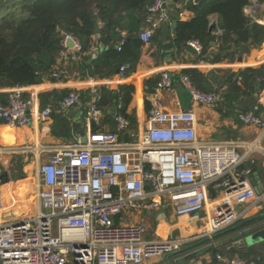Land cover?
<instances>
[{
    "label": "built area",
    "instance_id": "built-area-1",
    "mask_svg": "<svg viewBox=\"0 0 264 264\" xmlns=\"http://www.w3.org/2000/svg\"><path fill=\"white\" fill-rule=\"evenodd\" d=\"M165 3L157 0L147 9L146 26L140 34L144 44L151 43L157 30L169 22ZM252 5L255 12L259 4L253 1ZM252 18L261 23L257 16ZM69 38L80 53L79 43L71 36H66L63 46L68 48ZM188 44L198 53L202 51L197 42ZM128 69L125 64L119 70L121 80L128 77ZM51 77L60 79L61 75L53 73ZM181 84L199 106L216 109L223 100L221 94L199 91L187 75H182ZM175 86L168 74L161 76L149 99L147 125L141 134L133 133L130 121L118 113V134L90 132L86 143L79 137L67 146L41 149L50 156L38 168L37 210L19 219L0 218V264H147L166 260L181 253L192 240H211L223 234L242 220L245 211L237 214L227 207L207 221L198 238L165 241L146 239L142 224H122L126 211L155 214L169 208L178 218L198 217L207 209L212 191L223 192L229 203L239 206L264 202V192L258 194L251 183L253 171L242 167L254 154L264 155L261 115L251 110L238 116L244 125L261 130L253 142L200 140L194 112H172L163 106L162 92ZM82 101V93L71 92L60 105L66 109ZM100 102V91L92 88L87 104L90 124L100 123L104 116ZM33 103L22 88L12 89L6 102L0 99V126L32 124ZM52 112L47 107L36 117L46 122ZM121 135H129L130 141H121ZM4 209L0 195V212ZM117 215L118 225L114 223ZM215 261L245 264L221 254Z\"/></svg>",
    "mask_w": 264,
    "mask_h": 264
},
{
    "label": "crops",
    "instance_id": "crops-1",
    "mask_svg": "<svg viewBox=\"0 0 264 264\" xmlns=\"http://www.w3.org/2000/svg\"><path fill=\"white\" fill-rule=\"evenodd\" d=\"M187 4L186 1L179 5L166 4L165 9L169 15V22L157 30V40L146 44L144 48L145 55L151 58L144 59L137 66V71L127 78L121 80L118 75L104 80L91 78L80 69L82 63L80 53L74 48H65L55 69V72L61 75L60 79L46 78L41 84L22 88L26 97H30L34 102L30 111L34 116V121L24 127L12 128L4 124L0 126V177L3 179V183L0 185V195L3 198L5 208L3 212H0L1 219H19L30 216L37 210L38 168L41 164L46 163L50 156V154H42V148L67 146V144L75 143L76 139L81 137L84 132L87 134L92 132L91 124L85 117V107L89 102V93L92 88L100 91L101 88L105 87L108 90L119 91V87L123 85L133 86L135 93L127 108V115L135 120L136 126L132 127L133 133L141 134L147 125L148 109L146 102L152 95L148 93L147 81L168 74L172 75L173 81L179 85L183 71L198 70L208 78L212 87L217 91L215 94H221L223 97L228 91V87L224 84L225 76L228 73L238 74L248 69L257 70L264 67V42L257 48L253 47L249 52L237 48L235 60H225L219 63L211 61L219 51L216 44H212L207 53L206 61L201 59L202 51L198 55L188 52L186 47L189 44L179 49L174 43V29L177 25L176 27L173 25L174 23L178 24L179 21H190L195 17L193 12L184 8ZM253 8L252 5V7L249 6L245 9L247 16L252 20L253 16H257L261 22L259 24L264 26V5H258L255 12H252L251 9ZM213 22H217L215 16L211 18V23ZM145 26L146 24L143 25L141 31ZM218 33L219 30L213 34L218 35ZM122 36L125 39L128 38L127 30L122 31ZM97 55L98 52H95L92 58H96ZM238 84L242 85L239 78ZM11 90L0 89V94H9ZM65 91L88 94L83 97L82 104L70 113L62 109L60 97H51L48 99L49 103L46 108L49 107L54 111V117L46 122L38 120L37 114L44 110L41 97L56 92L64 93ZM244 92L238 103L226 104L221 102L216 109L199 106L191 102L188 110L196 115L197 134L200 140L253 142L258 139L261 130L244 125L238 116L243 110L258 111L261 107L260 115L264 121V89L255 94L248 90ZM162 103L168 111L181 112L183 110L177 87L162 92ZM105 121L104 112L103 118L97 124L99 129L101 131L111 130L112 122L107 124ZM261 144L264 147V142ZM245 163L257 165L258 171L253 172L251 183L255 188L258 187V179L255 176L258 174L262 184L260 192H264V155L254 154ZM209 197L207 209L198 217L178 218L169 208L160 210L165 213V217L161 219L157 218V212L152 214L142 210H129L122 217V224H142L146 228V239L165 241L167 239L188 240L198 238L207 226V221L221 214L230 206L237 214H242L245 211L242 220L254 219L255 222L252 225L264 219V202L255 206H239L229 203L223 192L215 193L214 191L210 192ZM185 223L187 226H184ZM241 232L240 230L231 233L223 232L217 238L208 240L204 244H197L199 239L192 240L181 253L171 255L166 260L158 259L147 262V264H216V256L222 255L223 252L226 254H223L226 258H230L227 253L235 251L237 253L232 258L239 259L242 258L241 255L252 251L259 252L261 255L264 254V239L254 244H249L245 238L230 240ZM213 247L220 251L217 255H214L211 249ZM243 260L247 264L248 259ZM257 260L260 261V259Z\"/></svg>",
    "mask_w": 264,
    "mask_h": 264
},
{
    "label": "trees",
    "instance_id": "trees-1",
    "mask_svg": "<svg viewBox=\"0 0 264 264\" xmlns=\"http://www.w3.org/2000/svg\"><path fill=\"white\" fill-rule=\"evenodd\" d=\"M157 0H0V89L26 88L43 83L51 78L62 55L66 36H71L79 43L82 63L80 69L91 78L104 80L119 74L123 65L129 66L128 76L135 73L137 66L151 57L145 55L144 44L140 40V31L145 24L147 9ZM175 5L186 0H172ZM257 1L264 5V0H198L189 2L184 8L194 13L190 21H179L174 29L175 45L186 46L197 42L202 47L201 59L207 60V53L212 44L218 45V54L212 62L233 61L237 48L249 52L264 42V26L250 19L246 8ZM217 18L218 35L209 30L212 17ZM99 29V34L95 29ZM127 30L128 38H123L122 31ZM156 32L153 42L157 40ZM98 52L96 58L92 55ZM91 61L90 63H88ZM88 63V64H87ZM193 86L199 91L217 93L208 78L201 71L185 70ZM241 78L242 85L238 84ZM157 77L146 82L148 93L153 94L160 82ZM224 84L228 87L222 103H238L248 90L252 94L264 89V67L248 69L238 74L228 73ZM177 87V86H175ZM174 87V88H175ZM245 88V89H244ZM119 91L101 88L100 109L105 112L106 123L112 122L108 114L117 96L120 115L125 116L136 126L135 120L127 115V108L135 93L131 85L119 87ZM71 92L52 93L41 97L42 108L45 109L51 97L64 100ZM88 93H83L85 97ZM9 94H0V99L7 101ZM146 108L150 110L149 101ZM251 110H243L247 113ZM261 107L257 114H261ZM92 132L101 131L98 125L91 124ZM121 141H130L128 135L120 136ZM245 169L257 172V165L244 163ZM254 219L242 220L226 233L242 231L254 224ZM224 232V233H225ZM217 235L214 238H217ZM208 239L199 240L197 244L207 243ZM214 255L220 251L211 248ZM235 251L228 252L230 258ZM226 255L224 252L222 255ZM231 254V255H230ZM248 259L247 264H264V254L252 251L241 255ZM257 259H260L258 261Z\"/></svg>",
    "mask_w": 264,
    "mask_h": 264
},
{
    "label": "water",
    "instance_id": "water-1",
    "mask_svg": "<svg viewBox=\"0 0 264 264\" xmlns=\"http://www.w3.org/2000/svg\"><path fill=\"white\" fill-rule=\"evenodd\" d=\"M194 1L197 2L198 0H186L187 3ZM167 3L169 4H174V2L172 0H167ZM165 3L163 5V7H166ZM176 23H174V27H176ZM218 24L217 22H213L209 25V30L211 33H216L218 30ZM99 29L96 28L95 29V33L99 34ZM75 46V42L72 38H69L67 41V47L68 48H73ZM186 50H188V52L194 54V55H198L197 50H195L191 45H187ZM91 61H89L88 63H90ZM170 79L173 80V76L169 75ZM177 89H178V95L181 101V108H183V110H188L189 106L192 102V94L191 91L187 88H185L182 84L181 85H177ZM77 105L71 107V108H62L65 112L70 113L72 110H74V108H76ZM88 107H85V117L88 116ZM119 113V109L117 106V96H115L114 99V103L113 106L109 109V114L112 116L113 121L111 123L110 126V131L114 134H118V129H117V122H116V118L118 116ZM51 117H54V111L52 112ZM82 138V142L86 143L87 140V133L84 132L81 136ZM256 178L258 179L257 183H258V187H256V192L259 194L260 193V189L262 188V184L261 181H259V176L258 174L255 175ZM157 218L161 219L165 217V213L164 211H160L156 213ZM119 220H120V215H117L114 217V223L116 225L119 224ZM194 227V226H193ZM245 238V241H247L249 244H254L256 242H258L261 239H264V219L261 220V222H257L255 223V225H251L247 228H245L244 230H242V232L240 234H237L236 236H233L230 240H234V239H243Z\"/></svg>",
    "mask_w": 264,
    "mask_h": 264
},
{
    "label": "bare ground",
    "instance_id": "bare-ground-1",
    "mask_svg": "<svg viewBox=\"0 0 264 264\" xmlns=\"http://www.w3.org/2000/svg\"><path fill=\"white\" fill-rule=\"evenodd\" d=\"M184 226H187V223H185Z\"/></svg>",
    "mask_w": 264,
    "mask_h": 264
},
{
    "label": "rangeland",
    "instance_id": "rangeland-1",
    "mask_svg": "<svg viewBox=\"0 0 264 264\" xmlns=\"http://www.w3.org/2000/svg\"><path fill=\"white\" fill-rule=\"evenodd\" d=\"M12 178V177H11Z\"/></svg>",
    "mask_w": 264,
    "mask_h": 264
}]
</instances>
